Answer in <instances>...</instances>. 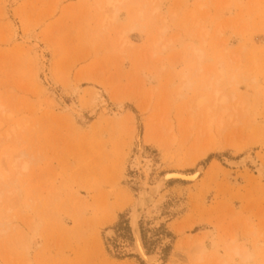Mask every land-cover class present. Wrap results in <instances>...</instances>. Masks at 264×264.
I'll use <instances>...</instances> for the list:
<instances>
[{
	"label": "rangeland",
	"instance_id": "1",
	"mask_svg": "<svg viewBox=\"0 0 264 264\" xmlns=\"http://www.w3.org/2000/svg\"><path fill=\"white\" fill-rule=\"evenodd\" d=\"M115 12L107 0H0V264H145L121 252L142 193L162 264H194L201 233L204 264H259L264 0H126ZM220 62L243 106L201 136L189 106ZM199 167L196 181L152 191ZM231 236L257 258L227 253Z\"/></svg>",
	"mask_w": 264,
	"mask_h": 264
},
{
	"label": "bare ground",
	"instance_id": "2",
	"mask_svg": "<svg viewBox=\"0 0 264 264\" xmlns=\"http://www.w3.org/2000/svg\"><path fill=\"white\" fill-rule=\"evenodd\" d=\"M126 0H107V4L113 6L115 11L118 12L121 5H123ZM115 12V13H116ZM115 19V18H114ZM194 53L201 60L203 58V50L199 48L193 49ZM238 77V76H237ZM227 78V71L223 65V62H220L217 65V73L211 77L210 81L207 83V88L209 89L208 94L197 95L196 98L192 101L190 109L193 110V114L190 115V121L188 120L187 127H195L198 125L197 131L201 136L213 132L215 129L220 130L222 126L232 120L234 110H237V106H243V102L237 100L238 96L236 93H229L222 86V82ZM237 81L236 77L232 78V82ZM225 82V81H224ZM257 88V87H256ZM241 100V99H240ZM242 101V100H241ZM234 102L233 105H231ZM234 109V110H233ZM195 122H198L195 125ZM185 126V127H186ZM190 129V128H189ZM223 130L225 129L222 128ZM194 131V130H193ZM24 154H22L23 156ZM21 157H17L13 162V168L16 170H28L29 163L26 162L21 166H18ZM250 161L256 171L260 175H264V165L257 158H250ZM247 159L243 158L237 161H233L232 164L236 167H242L246 164ZM202 167L197 168L192 172L185 171H168L162 175L156 185L153 186L152 191L158 192L166 187L170 180H181V181H196L201 173ZM5 180V175L0 169V181ZM10 193V192H9ZM4 194V188L0 189V197ZM144 193H142L137 204L133 207L130 213V233H131V242H124L121 252L127 255H136L139 260L145 264H162V258L160 256L159 250L150 251L147 247V244L143 237V231L141 228V220L143 218L144 212L150 205V200ZM254 229L250 228L248 233H253ZM115 231L111 230L110 234L115 235ZM206 236L207 234H198L195 239L196 245L199 247L195 256L193 257L194 264H204L208 258H211V255H208L207 252L209 248L206 245ZM238 239L236 236H231L227 241L224 242V248L227 253L230 255H235L239 258L240 261L248 263L253 259L257 258L256 254L251 252L247 245H236ZM210 256V257H209ZM213 256V255H212ZM228 257V256H226ZM212 259V258H211ZM220 261V260H219ZM222 264H235L229 260V258H223L221 261ZM259 264H264V257Z\"/></svg>",
	"mask_w": 264,
	"mask_h": 264
}]
</instances>
